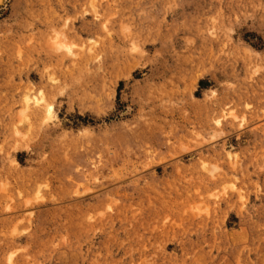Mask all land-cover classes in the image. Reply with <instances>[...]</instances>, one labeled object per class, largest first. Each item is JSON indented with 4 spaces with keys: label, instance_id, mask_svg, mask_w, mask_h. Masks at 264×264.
Returning <instances> with one entry per match:
<instances>
[{
    "label": "rangeland",
    "instance_id": "rangeland-1",
    "mask_svg": "<svg viewBox=\"0 0 264 264\" xmlns=\"http://www.w3.org/2000/svg\"><path fill=\"white\" fill-rule=\"evenodd\" d=\"M0 4V264H264V0Z\"/></svg>",
    "mask_w": 264,
    "mask_h": 264
},
{
    "label": "bare ground",
    "instance_id": "bare-ground-1",
    "mask_svg": "<svg viewBox=\"0 0 264 264\" xmlns=\"http://www.w3.org/2000/svg\"><path fill=\"white\" fill-rule=\"evenodd\" d=\"M3 2V1H2ZM6 2V1H5ZM0 6H1V4H0ZM62 34H64V33H61V34H59L58 33V35L60 36V35H62ZM60 38H61V36H60ZM66 37H65V35H64V37L62 36V39L64 40ZM58 41H59V39H58ZM56 43H59V42H56ZM65 43V46H69L68 44H66V42H65V40H64V42L63 43H61L62 45ZM68 43V42H67ZM60 44V43H59ZM58 44V45H59ZM60 44V45H61ZM57 45V44H56ZM62 45L61 46H59V48H62V49H64V50H66V52L68 53L69 52V54L72 56H74L75 55V53L68 47H65L64 46V48L62 47ZM57 48V47H56ZM61 49V50H62ZM73 49V48H72ZM74 53V54H73ZM30 94V93H29ZM26 95V97L24 98V102H25V109L26 110H28V109H30L31 110V107H36V108H38V107H43V109L45 110V112H44V114L46 115L45 116V118H46V120H50V119H52V117H53V106L51 105V104H49L47 101H45L46 99L44 98V94L42 93V92H40L39 94H37V95H35L34 93H33V95H35V96H33V95ZM24 113H26L25 111H23V113L22 114H24ZM21 114V115H22ZM25 115V114H24ZM23 115V116H24ZM27 116V115H26ZM25 116V117H26ZM22 118V117H21ZM24 118V117H23ZM27 118V117H26ZM218 124H219V122H218Z\"/></svg>",
    "mask_w": 264,
    "mask_h": 264
}]
</instances>
